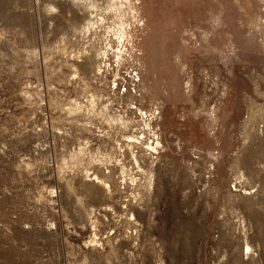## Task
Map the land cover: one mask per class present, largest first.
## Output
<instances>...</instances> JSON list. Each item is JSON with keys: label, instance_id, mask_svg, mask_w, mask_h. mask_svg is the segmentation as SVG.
<instances>
[{"label": "rangeland", "instance_id": "374dc122", "mask_svg": "<svg viewBox=\"0 0 264 264\" xmlns=\"http://www.w3.org/2000/svg\"><path fill=\"white\" fill-rule=\"evenodd\" d=\"M0 264H264V0H0Z\"/></svg>", "mask_w": 264, "mask_h": 264}, {"label": "bare ground", "instance_id": "6f19581e", "mask_svg": "<svg viewBox=\"0 0 264 264\" xmlns=\"http://www.w3.org/2000/svg\"><path fill=\"white\" fill-rule=\"evenodd\" d=\"M98 13H99V12H98ZM96 178H97V177H96ZM97 181H98L99 183H101V184H104L102 181H100L99 178H97ZM98 240H99V239H97L96 234H94L93 238H91V239L89 240V244L91 243V245H96V244L98 243Z\"/></svg>", "mask_w": 264, "mask_h": 264}]
</instances>
